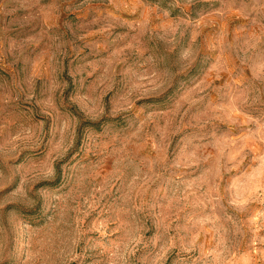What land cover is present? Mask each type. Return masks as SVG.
Segmentation results:
<instances>
[{
  "label": "rangeland",
  "instance_id": "rangeland-1",
  "mask_svg": "<svg viewBox=\"0 0 264 264\" xmlns=\"http://www.w3.org/2000/svg\"><path fill=\"white\" fill-rule=\"evenodd\" d=\"M0 264H264V0H0Z\"/></svg>",
  "mask_w": 264,
  "mask_h": 264
}]
</instances>
